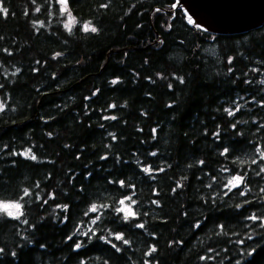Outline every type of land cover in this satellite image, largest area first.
I'll return each mask as SVG.
<instances>
[{"label": "trees", "instance_id": "16d2710c", "mask_svg": "<svg viewBox=\"0 0 264 264\" xmlns=\"http://www.w3.org/2000/svg\"><path fill=\"white\" fill-rule=\"evenodd\" d=\"M174 4L0 0V264H264V25Z\"/></svg>", "mask_w": 264, "mask_h": 264}, {"label": "water", "instance_id": "95a60500", "mask_svg": "<svg viewBox=\"0 0 264 264\" xmlns=\"http://www.w3.org/2000/svg\"><path fill=\"white\" fill-rule=\"evenodd\" d=\"M206 1L205 4L202 0H175L174 6L164 11L175 17L177 10H182L190 26L211 34H243L264 25V0H240L251 7L245 18L233 17L235 10L230 0Z\"/></svg>", "mask_w": 264, "mask_h": 264}, {"label": "snow or ice", "instance_id": "6c2138e0", "mask_svg": "<svg viewBox=\"0 0 264 264\" xmlns=\"http://www.w3.org/2000/svg\"><path fill=\"white\" fill-rule=\"evenodd\" d=\"M61 3H62V5H64L65 10H67V0H61ZM4 11L6 13V10H4ZM189 21L192 22L190 17H189ZM74 22H75L74 19H70L69 24L66 25V27L70 28L71 24L74 23ZM84 29H85V31L91 30L93 32H95L97 30L95 27H90L89 25H85ZM0 110H3V105H0ZM229 114H231V113H229ZM225 151H227V150H225ZM24 155L25 156H29L30 155V150H29V152H25ZM31 158L35 159V156H31ZM145 171H150V169H145ZM242 182H243V177L234 176L229 181V185L231 187H236V186L240 185ZM27 194H28L27 191H25V195H27ZM123 203H124V201H121V204H123ZM92 210L93 211L96 210V206L95 205L93 206ZM120 211L126 212V214L128 216L135 215V213L131 210L130 206H126L125 208L120 209ZM0 212H6L8 216L18 218L20 215H22V205L20 203H18V202H4V201H0ZM251 219L256 220L258 218L255 217V216H252ZM139 226L143 227V225H139ZM197 227H198V225H197ZM117 239H122V237L118 236ZM125 243H127V241H125ZM76 247H79V245H77ZM152 251H155V249L153 248Z\"/></svg>", "mask_w": 264, "mask_h": 264}, {"label": "rangeland", "instance_id": "374dc122", "mask_svg": "<svg viewBox=\"0 0 264 264\" xmlns=\"http://www.w3.org/2000/svg\"><path fill=\"white\" fill-rule=\"evenodd\" d=\"M62 10L65 11L66 17H65V25L69 24L70 19H74V23L71 24V26H74L76 23H78V19L68 10H65V7H62ZM83 26L88 25V24H82ZM69 29V27H67ZM208 54L214 57H219V53L217 52V48L216 45L215 46H211L208 50H207ZM14 202H18V201H14ZM20 203V202H18ZM126 206H130L129 204H124V207Z\"/></svg>", "mask_w": 264, "mask_h": 264}, {"label": "bare ground", "instance_id": "6f19581e", "mask_svg": "<svg viewBox=\"0 0 264 264\" xmlns=\"http://www.w3.org/2000/svg\"><path fill=\"white\" fill-rule=\"evenodd\" d=\"M203 3H207L206 0H202ZM231 2H233V5L232 7L234 8V14H233V17H236V18H245L246 15L249 13V10H250V6H246V5H243L241 4L240 0H230ZM220 11V10H219Z\"/></svg>", "mask_w": 264, "mask_h": 264}]
</instances>
